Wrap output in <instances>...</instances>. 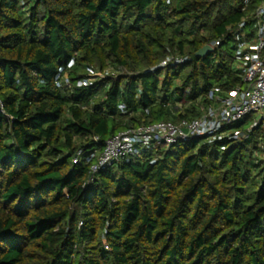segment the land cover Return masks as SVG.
<instances>
[{
	"label": "trees",
	"instance_id": "16d2710c",
	"mask_svg": "<svg viewBox=\"0 0 264 264\" xmlns=\"http://www.w3.org/2000/svg\"><path fill=\"white\" fill-rule=\"evenodd\" d=\"M261 1L0 0V264H264L263 126L143 154L91 184V164L73 163L243 87L238 27ZM91 67L115 75L77 87Z\"/></svg>",
	"mask_w": 264,
	"mask_h": 264
},
{
	"label": "built area",
	"instance_id": "2783aa9c",
	"mask_svg": "<svg viewBox=\"0 0 264 264\" xmlns=\"http://www.w3.org/2000/svg\"><path fill=\"white\" fill-rule=\"evenodd\" d=\"M252 20L257 30L256 35L253 37L247 35L245 33L247 23L245 21L241 23L238 27L240 33L235 50V60L243 70L244 86L226 93L219 88L212 89L208 94L211 106L197 120H185L177 124L157 122L131 128L107 140L101 150L87 154L78 151L73 158V163L91 164L90 184L94 181L93 176L101 170L125 161L128 162L143 154L156 153L162 148L169 149L194 139H205L209 144L238 141L244 134L228 129L243 121L250 114H256V118L254 123L247 128L246 134L252 133L259 126L264 127V0L253 13ZM182 62L175 61L176 64ZM165 65L166 63L162 66ZM73 66L72 61L67 68L71 69ZM114 75L115 72L112 69L102 71L91 67L87 69L86 77L78 80L75 85L79 88L93 86L96 82ZM55 84L58 88H70L73 85L63 69H59ZM0 109L3 112L1 101ZM125 109V106H120V110ZM94 141L99 143L100 140L95 138ZM222 150H225V147H222Z\"/></svg>",
	"mask_w": 264,
	"mask_h": 264
},
{
	"label": "rangeland",
	"instance_id": "374dc122",
	"mask_svg": "<svg viewBox=\"0 0 264 264\" xmlns=\"http://www.w3.org/2000/svg\"><path fill=\"white\" fill-rule=\"evenodd\" d=\"M256 32H257V30L254 28V26L252 24V26H250V28L247 29L245 33L247 35H251L253 37L256 35ZM232 47H234V46H232ZM255 118H256V114H250L243 121L236 123L232 127H235L239 124H242L243 128L246 130L249 126H251L254 123ZM260 159H261L260 157H256L255 162H259Z\"/></svg>",
	"mask_w": 264,
	"mask_h": 264
},
{
	"label": "water",
	"instance_id": "95a60500",
	"mask_svg": "<svg viewBox=\"0 0 264 264\" xmlns=\"http://www.w3.org/2000/svg\"><path fill=\"white\" fill-rule=\"evenodd\" d=\"M212 51H213V48L211 46H206L199 51V53L197 54V57L205 58Z\"/></svg>",
	"mask_w": 264,
	"mask_h": 264
}]
</instances>
